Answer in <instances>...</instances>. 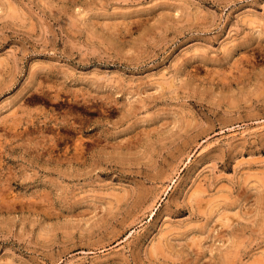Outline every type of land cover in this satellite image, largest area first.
<instances>
[{
    "label": "rangeland",
    "instance_id": "rangeland-1",
    "mask_svg": "<svg viewBox=\"0 0 264 264\" xmlns=\"http://www.w3.org/2000/svg\"><path fill=\"white\" fill-rule=\"evenodd\" d=\"M0 264H264V0H0Z\"/></svg>",
    "mask_w": 264,
    "mask_h": 264
}]
</instances>
